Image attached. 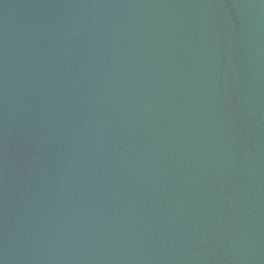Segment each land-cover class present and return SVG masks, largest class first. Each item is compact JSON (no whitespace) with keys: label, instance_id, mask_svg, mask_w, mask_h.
I'll return each instance as SVG.
<instances>
[{"label":"water","instance_id":"1","mask_svg":"<svg viewBox=\"0 0 264 264\" xmlns=\"http://www.w3.org/2000/svg\"><path fill=\"white\" fill-rule=\"evenodd\" d=\"M0 264H264V0H0Z\"/></svg>","mask_w":264,"mask_h":264}]
</instances>
